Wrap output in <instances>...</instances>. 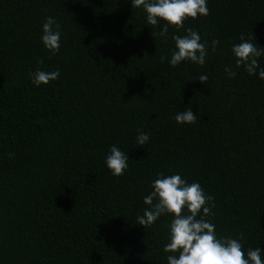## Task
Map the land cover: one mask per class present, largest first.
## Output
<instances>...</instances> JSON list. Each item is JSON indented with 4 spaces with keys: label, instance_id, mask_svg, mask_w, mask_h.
<instances>
[{
    "label": "trees",
    "instance_id": "trees-1",
    "mask_svg": "<svg viewBox=\"0 0 264 264\" xmlns=\"http://www.w3.org/2000/svg\"><path fill=\"white\" fill-rule=\"evenodd\" d=\"M207 7L165 40V22L149 25L131 0H0V264H167L172 217L137 222L161 172L198 182L215 198L217 236L243 233L264 260V80L231 52L241 34L264 48V0ZM49 16L62 33L54 56L41 40ZM189 27L206 63L172 67L171 36ZM38 68L59 79L34 85ZM187 108L197 122L177 124ZM112 145L129 158L119 177L105 163Z\"/></svg>",
    "mask_w": 264,
    "mask_h": 264
},
{
    "label": "clouds",
    "instance_id": "clouds-1",
    "mask_svg": "<svg viewBox=\"0 0 264 264\" xmlns=\"http://www.w3.org/2000/svg\"><path fill=\"white\" fill-rule=\"evenodd\" d=\"M133 8H142L146 13L149 25L157 26L164 21L161 30L156 33L167 40L169 27H174L177 32L184 28V22L188 19H197L200 16L207 17L210 10L207 0H131ZM43 35L41 37L45 49L53 56L61 46L60 24L53 18L47 17L43 23ZM183 36L173 34L171 39L175 42V50L168 60L167 55L160 57V62L168 60L172 67L181 62H191L204 66L209 48L207 41L202 42L201 35L192 28L185 29ZM240 43L234 44L231 52L235 57V67H244L250 76L257 75L264 80V68L260 67L259 58L264 57V48L253 43V36L245 37L241 34ZM219 40L213 39L211 48L216 51ZM43 64V60H38ZM229 78H234L236 72L231 66L225 68ZM31 82L36 85H47L51 81L59 79V69L55 71H43L37 69L29 72ZM201 83L208 80L206 74L198 76ZM195 79V80H196ZM177 124H195L198 116L191 108L179 112L174 117ZM149 134L140 131L136 138L138 145L143 146L149 141ZM14 157V153H9ZM128 156L119 147L112 145L105 163L111 174L115 177L122 176L128 168ZM151 192L144 197L145 208L143 215H138L137 222L144 228L151 227L158 218L168 215L172 219L167 224L168 240L163 251L167 264H264L261 259V249L248 248L245 252V237L243 233L238 238L227 236L218 237L216 225L212 222L215 216L213 209L216 207L215 198L208 195L198 182L188 183L179 174L166 176L158 173L157 178L151 183Z\"/></svg>",
    "mask_w": 264,
    "mask_h": 264
}]
</instances>
